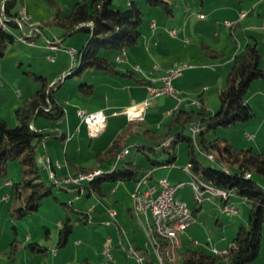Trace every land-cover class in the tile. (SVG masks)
<instances>
[{
	"label": "rangeland",
	"instance_id": "rangeland-1",
	"mask_svg": "<svg viewBox=\"0 0 264 264\" xmlns=\"http://www.w3.org/2000/svg\"><path fill=\"white\" fill-rule=\"evenodd\" d=\"M55 1L61 6L62 14H66L76 0ZM200 1L196 0L193 4L192 0H188L190 8H188V14L184 16L183 8L176 6L174 0H170L174 15L164 12L158 6L149 5L146 0H137V4L143 13L140 25L141 34L137 48H151L150 46L153 45V41H157L156 39H158L153 56H147L146 63L149 66L156 62H162L167 53L171 54L172 48H177L174 51L176 50L175 53L178 58L170 65L187 62L192 65L191 67H195L190 69V72L199 74V76L200 69L201 71L206 70L204 73H201L198 82L190 86V92L194 93L195 89H201L203 86H206L209 90L204 92L207 98L205 107L211 113L213 109L219 106L217 90L225 86L226 72L231 63L225 67H216L213 63H216L217 61L215 60L220 59V57L206 55L203 49L204 43L209 44L214 50H223L226 54H229L232 49L239 48L240 45L241 51H243L247 41L253 43L256 40L257 48L261 54L260 64L264 66V29L258 27L257 21L259 23L260 18L253 17L251 13L242 20L240 19L239 25L235 27V31L233 32L224 23L225 20L223 19H225L227 11L222 8L224 6L223 4L221 5V0H205V8L200 6ZM231 1L237 2V0ZM245 1L241 0V2ZM211 4H213L212 7H210ZM111 6L123 10L128 6V2L127 0H112ZM20 7H24L25 12L28 15H32V18L30 19L29 16L28 21H22L23 26L20 23L17 26L5 23L6 29L13 34L14 40L7 45L3 57L0 59V117L5 119L11 126L18 123L15 109L22 99L28 97L40 86V81L35 80L28 72L46 76L48 88L57 82L52 87L56 98L62 103L65 110V115L60 118L59 121L61 123H59L63 129L67 130V122L71 120L73 139L69 141L68 139L51 136L45 139L44 142L47 144L44 142L38 144L37 157L42 165V178L50 182L53 178L49 173L47 162L40 160V157L45 155V148L51 149V153H49L53 157L54 165L57 166V160L61 162V166H57L60 174L58 178L67 175L68 168L72 172L76 166L95 164L96 152L99 150L104 151L119 130L129 120V117L124 113V110L127 108L126 106L119 109L117 107L109 108L108 105L125 101L129 94L128 90H121L120 93H117L116 91L110 92L106 89V86L110 82L118 86L122 79H119V82H117L116 79H112L111 74L104 71L85 69L80 75L71 74L78 67V51L86 43L88 33L79 30L61 37L63 35L61 27L53 24H43L44 21L52 17L54 11L53 7L44 0H17L14 9L19 11ZM244 7L247 8L246 6ZM198 8H202L204 17L198 16ZM261 17L262 21H264V12H262ZM36 19L38 20L35 22ZM231 21L234 24L236 20ZM38 23L41 24V30L37 27ZM162 24L165 26H162ZM172 29L176 30V33L173 35L175 37H171L170 31ZM153 32H157V35L151 38L152 34H154ZM213 33H217L218 36H214ZM51 44L55 45V49L50 48ZM105 52L111 57L114 56V52L111 50ZM150 52H152V49L148 53ZM50 57L53 59H50ZM205 62L209 63V69L201 67ZM117 65L120 66L119 63ZM156 65L161 66L160 64ZM61 67L64 70L66 69L64 74H59L58 72ZM213 68L217 69L216 74L222 72L221 77L217 75L215 78V76L211 75L215 71ZM157 77L159 76L153 78ZM81 82H86L87 84L93 83L95 87L94 92L91 95L80 92L78 85ZM137 93L144 96L148 95L150 98L158 96L151 95L146 85L145 88L138 89ZM162 94L170 96L169 93ZM245 98L249 99V104L254 110V116L246 121L237 122L228 127L219 126L215 131H210L208 137L214 138L218 136L228 140L238 148L252 146L256 151H264V79H254L245 93ZM191 100L198 101L199 99L195 95L193 99H190L188 102L184 101L182 104L186 105ZM80 108H87L89 111L95 110V108L103 109L106 115V122L101 133L92 135L84 123L80 127L81 130L78 132L75 130L80 120L78 116ZM67 111L70 114L74 112L72 114L74 118L67 119ZM155 117H157V120L154 119ZM171 120L172 115L170 113L165 114L163 111L162 113H147L145 121L141 125H135L133 132L126 140L129 152L124 154L121 157L122 159H117V162L107 163L103 166L105 168H111L112 166L119 167L123 161L133 160L153 170L154 174L150 182H157L159 178L163 177L164 171L168 168L175 171L182 170L181 167L187 164V148L186 141L184 140L175 142L176 159L172 163V167L152 168L142 150L139 149V146L143 144L155 146L157 153H150L152 157L159 160L164 159L167 154L160 153L162 146H157L155 142L146 140L142 134V129L146 127L153 129L157 133H163L167 131ZM36 123L37 125L55 126L58 124V121L38 116ZM54 128L52 127V129ZM184 134L192 135L191 127H186ZM247 134L252 135V137L248 138ZM68 137H70L69 134ZM66 148V157L70 162L69 165L64 154ZM215 155V159H210L205 152H199L198 158L205 165L219 169L229 168L231 171L235 170L234 166L223 162L216 153ZM7 165V179L11 182L19 180L20 163L18 159H8ZM254 178L264 187V176L254 174ZM191 179L192 176L190 181ZM2 183H0V262L3 264H14L13 260L8 257L10 243L13 238H17V240L22 242L21 247L14 255L16 264H59L61 262L78 264L82 260L88 261L91 264H110L111 262L107 261L106 256L102 252L103 243L108 237L113 239L112 249L110 250V254L114 258L112 263L138 264V259L135 257L136 250L131 249L134 239L140 245H143L144 242L151 244L145 216H138L134 211L130 215L126 210L127 207H132L130 192L134 189L133 181H106L103 183L104 194L97 192L89 194L88 188L85 193L79 194L76 189L72 191L66 189V185L64 184L62 187L55 184L53 186V193L56 197L54 195L45 197L37 210L18 220H13L9 217L7 199H3V194L7 191L9 192L10 185L2 189ZM111 187L116 189L114 193L110 192ZM189 196L190 201L188 204L190 206L193 203L194 197L193 194L192 197L191 194ZM211 197L223 200L219 195L209 194V199ZM230 197L233 200L238 198L237 195ZM192 198L193 200H191ZM209 199H203V205L200 212L198 211L196 222L195 218L192 221L196 224H202L198 226L196 233H193L192 238H196V240H189L191 239L189 238L190 234L186 230H184V234L182 233V237L186 236L188 238V247H199L211 252L216 251L213 248L214 242L220 240L222 236L232 239L236 228L233 230V224L229 225L228 223H231L233 219L236 220L237 224L241 222L245 223L249 207L247 208L245 205L238 203L235 206L238 208L239 214H234L224 211L223 204H219V207H214L207 201ZM89 205H96L97 208H103L108 213L109 209H112L117 215H107L101 222L95 220L96 216L94 215L92 221L85 222L82 216L84 212H87ZM66 214L69 215L73 228L69 234L67 243L63 246H58L59 225L57 224V219L64 221ZM219 217L222 224H217L216 222V219ZM14 227L17 229L16 233H14ZM118 228H120L119 232ZM148 230L150 231L149 228ZM28 233L32 234L30 241L25 238ZM120 239L122 240L121 244ZM31 241H37L39 244L44 245L46 252L33 251L28 245ZM130 249L133 253L129 252ZM54 251L57 252V255L54 254ZM155 252L152 253L154 264H159L157 252ZM216 264L227 263L225 259H219ZM250 264H264V222L262 225L260 251Z\"/></svg>",
	"mask_w": 264,
	"mask_h": 264
},
{
	"label": "trees",
	"instance_id": "trees-1",
	"mask_svg": "<svg viewBox=\"0 0 264 264\" xmlns=\"http://www.w3.org/2000/svg\"><path fill=\"white\" fill-rule=\"evenodd\" d=\"M44 1L51 5L54 11L52 17L43 24L61 27L63 29L61 37L79 30L88 33L86 43L78 51V67L71 74L80 75L85 69H95L133 77L140 82L144 81L133 72H118L115 68L116 61L105 52L111 50L119 54L138 42L143 13L137 0H128V6L123 10L113 8L112 0H76L66 14H62V8L55 0ZM146 2L172 15V7L168 0H146ZM16 3L17 0H1L0 2L4 22L15 26L19 25L20 18L19 11L14 9ZM4 22H0V59L7 45L14 40L13 34L6 29ZM40 26L41 24L38 23L37 27L41 30ZM203 49L210 57L223 55L222 51L212 49L207 43H204ZM260 61L261 54L256 43H246L243 51L236 53L232 58L226 72L225 86L217 90L219 106L216 109L209 113L203 102L198 100L199 105L176 107L172 111V120L168 124L167 131L157 133L151 128L142 129L146 140L162 146L160 153L167 154L164 159L159 160L150 154L157 153L155 146L149 144L139 146L152 168L171 165L176 159L175 142L184 140L187 148L186 165L193 178L218 188L231 190L233 195L249 201L247 220L245 223L236 225L235 234L225 250L209 252L199 247L184 248L178 250L177 264H216L219 259H225L227 264H250L259 254L264 222V187L254 178V174L264 176V151H256L252 146L238 148L218 136L209 138L208 133L215 131L219 126L228 127L254 116V110L246 100L245 93L254 79H264V66H261ZM28 73L35 80L40 81V86L31 95L22 99L15 109L18 123L11 126L0 117V183L9 181L7 179L8 159L16 158L20 163L19 180L9 183L10 188L6 197L8 214L13 220L24 218L37 210L45 197L54 195L53 186L57 183L53 179L47 182L42 178V165L37 157V146L48 136L57 135L60 139H65L67 136L61 130H53L52 127L56 125L44 126L36 123L38 116L59 121L65 114L64 107L56 98L52 87L57 82L48 88L44 75ZM78 89L86 95H91L93 84L81 82ZM198 97L201 98V94ZM143 121L144 119L129 120L104 151L96 152L95 164L78 166L73 173H87L100 169L102 170L100 174L78 184H68L65 188L85 186L89 189V193L92 191L104 194V182H136L144 172L150 170L133 160L123 161L119 167L105 168L103 166L118 161L116 155L127 147L126 140L133 132V127L137 124L141 125ZM192 126L197 127L196 132H192V135L184 134V129ZM199 152L212 154L213 158L210 159H215L216 153L223 162L234 166L235 170L205 165L198 158ZM58 185L62 187L61 184ZM223 200L227 201V199ZM197 203L191 207L193 215L199 211ZM65 217V220L59 224L58 246L67 243L73 228L69 215L66 214ZM82 217L85 222L90 221L88 214ZM153 236L159 243L161 242L160 244L166 243V239L157 237L155 234ZM28 245L33 251L46 252V247L37 241H31ZM20 247V241L13 238L8 257L13 260L15 252ZM140 254L145 256V264H153V259L147 250L143 249ZM78 264L91 263L82 260Z\"/></svg>",
	"mask_w": 264,
	"mask_h": 264
},
{
	"label": "crops",
	"instance_id": "crops-1",
	"mask_svg": "<svg viewBox=\"0 0 264 264\" xmlns=\"http://www.w3.org/2000/svg\"><path fill=\"white\" fill-rule=\"evenodd\" d=\"M169 1V3H170V0H168ZM193 1V4L195 3V1L196 0H192ZM127 2H128V0H127ZM174 2L176 3V6H178V7H180V8H183L182 10H183V13H184V16H186L187 14H188V8H190V5L188 4V0H174ZM200 3H201V5L200 6H202V8H205V3H206V1L205 0H201L200 1ZM223 4V6L224 7H222V8H224L226 11H227V14H226V16H225V19H223V20H225V21H231V20H236L235 22H234V24H232L231 25V27L230 26H228L230 29H232V31L234 32L235 31V27L237 26V25H239V22H240V19L242 20L243 18H245L246 16H248L249 14H253V17L254 16H256L257 18H260V21H259V23H258V21H257V24H258V27L259 28H261V29H264V27H263V22L264 21H262V17H261V14H262V12H264V0H246L245 2H241V0H237V2L236 3H234V2H232L231 0H221V5ZM213 6V4H211L210 5V7H212ZM244 6H246L247 8H245ZM202 8H198V10H197V14H198V16L199 17H204V16H200V15H203L204 13V11L202 10ZM221 8V7H220ZM212 10V9H211ZM245 10H246V14L243 16V17H239V14H240V12H242V11H244L245 12ZM26 11V10H25ZM173 8H172V15H174L173 14ZM28 15V14H27ZM28 16H30V19L32 18L31 16L32 15H28ZM38 19H36L35 20V22L37 21ZM225 21H224V23H225ZM164 24H162V26H163ZM226 25V24H225ZM235 25V26H234ZM165 26V25H164ZM226 26V27H227ZM155 31V30H154ZM154 34H152V37L151 38H153L155 35H157V32H153ZM213 35L214 36H218V34L217 33H213ZM171 37H175V36H171ZM157 41H153V45L152 46H150L151 48H137V45H138V43L139 42H137L132 48H127V49H125L124 50V55L122 56L123 57V59H122V61H119V62H115V68H116V70L118 71V72H121V73H123V72H125V71H128V72H133L134 74H136L137 75V77L138 78H141V79H143L144 81L143 82H140V81H137V80H135L133 77H129V76H126V75H120V74H112V73H108V74H111L112 76L111 77H113L112 79H116L117 80V82H119L118 80L119 79H122L119 83V85L118 86H116V85H114L112 82H110L107 86H106V89H108L110 92H113V91H116L117 93L119 92H121V90H128V94H129V96L127 97V99L125 100V101H122V102H118V103H115V104H112V105H108V107L109 108H113V107H117V108H122L123 106H126V107H128V106H133V105H136V104H140L141 102H143V101H146L147 102V104H146V106H144L143 108H142V110H141V116L139 117V118H134V119H144V121H145V119H146V116H147V113H152V112H156V113H162V111L163 112H165V114H171L172 115V111L176 108V107H187L186 105H183L182 103L185 101V102H188L190 99H193L194 98V96L196 95V96H198L199 94H201V98L200 97H198V99L199 100H201L202 102H203V104H204V106H206V104H205V101L207 100V98L205 97V94H204V92L207 90H209V89H207V87L206 86H203L201 89L199 88V89H195V91H194V93L192 92H190V86L192 85V84H195V83H197L198 82V80H199V78H200V76H201V73H204L206 70H204V71H201V69H200V76H199V74H196V73H192V72H190V69H193V68H195V67H191V68H187V69H184L183 71H182V73L179 75V76H177V77H175V78H173L172 79V85L179 91V93H180V96L182 97V100L180 101V102H177L176 101V99H175V97L174 96H172L171 94H170V96L169 95H165V94H160V95H158V96H156V97H152V98H150L148 95H146V96H144L143 94H138L137 93V91H138V89H142V88H145V85H146V87H147V85H148V81H149V79L150 78H153V77H155V76H159V77H157V78H155V79H160V77H161V75H163L164 74V70H165V68L167 67V66H169L173 61H176V58H178L177 57V55H176V53H175V51H174V49H177V48H172L171 50H172V52H171V54L170 53H167V55L166 56H164V58L166 59L165 61H164V58L162 59V62H160V63H153V65H148V63H146V61H147V56L148 55H151V56H153V51H156V45H157V43L156 42H158V39H156ZM249 41H247L246 43H248ZM256 44H257V41L255 40L254 41ZM253 42V43H254ZM250 43V42H249ZM241 46V45H240ZM240 46H239V48H234V49H232L231 50V52L229 53V54H226L223 50V56L222 57H220V59H216L215 61H217L216 63H213V64H215L216 65V67H225L227 64H230L231 63V61H232V58H233V56L236 54V53H241L242 51H241V48H240ZM134 47H136V48H134ZM51 49H55V48H51ZM150 49H152V52H150V53H148L149 51H150ZM170 50V51H171ZM108 55V54H107ZM117 54L116 53H114V56L113 57H111L110 55H108L109 57H111L112 59H114L115 60V56H116ZM153 60H154V57H153ZM117 63H119L120 64V66L119 65H117ZM147 64V65H146ZM156 64H160L161 66H159V65H156ZM208 64L209 63H207V62H205L204 64H203V66H201L202 68H207V69H209V67H208ZM148 66V67H145L144 68V66ZM147 69V70H146ZM214 69V68H213ZM215 70V69H214ZM216 71H217V69L214 71V74H212L211 73V75L212 76H215V78H216V76L218 75L219 77H221V74H222V72H220L219 74L217 73L216 74ZM59 74H61V73H65L66 72V69L64 70L63 69V67H61L60 69H59ZM106 73V72H105ZM157 73V74H156ZM208 73V72H207ZM210 73V72H209ZM46 77V76H45ZM47 79V78H46ZM147 82V83H146ZM161 82L159 81V80H157L156 82H154V84H160ZM93 84V83H92ZM94 89H95V87H94V85H93V92H94ZM92 92V93H93ZM32 94V93H31ZM30 94V95H31ZM149 94V93H148ZM150 95V94H149ZM20 96H22V95H20ZM108 98H107V96H106V100H107ZM247 101L249 100V99H246ZM177 102V103H176ZM249 102V101H248ZM206 108V107H205ZM87 109V108H86ZM95 109H102V108H95ZM216 109V108H215ZM103 110V109H102ZM214 110V109H213ZM74 112H72L71 114L69 113V111H67V119H71V117L72 118H74V116L72 115ZM65 115V114H64ZM63 115V116H64ZM77 115V114H76ZM78 117V116H77ZM129 117V116H128ZM155 120H157V117H155L154 118ZM129 120H133L132 118H130L129 117ZM128 120V121H129ZM60 121H58V124H56V127L54 128L55 130H61V131H63L66 135H68L69 134V138H65V139H68L69 141H71L72 139H73V133H72V130H71V126H72V122H71V120H68V122H67V130H65V129H63V127L60 125V123H59ZM83 124V122H81V120H79V123L77 124V127L75 128V130L78 132L79 130H81V125ZM85 124V123H84ZM39 125H42V124H39ZM86 125V124H85ZM87 127V126H86ZM88 128V127H87ZM123 128V127H122ZM53 129V130H54ZM48 137H51V136H48ZM53 137H57V135H53ZM72 137V138H71ZM47 138V137H46ZM45 138V139H46ZM59 138V137H58ZM45 139L42 141V142H44L45 141ZM45 143V142H44ZM45 144H47V143H45ZM99 151H101V150H99ZM51 153V149H49L48 147L47 148H45V155L44 156H41L40 157V160H45V159H43V158H45V157H48L49 158V160H50V162H51V165L53 166L52 168H53V170H54V172L56 173V176H59L60 174H59V172H58V167H60L61 166V162L59 161V160H57V162L60 164L58 167L56 166V165H54V163H53V157H52V155L50 154ZM65 153V157H66V154H67V148H66V150L64 151ZM128 153V152H127ZM126 153V154H127ZM52 154L54 155V153H53V151H52ZM66 160L68 161V158L66 157ZM187 163V162H186ZM70 164V162L68 161V165ZM172 165V164H171ZM171 165H169L170 167H172ZM169 166H161V167H169ZM78 166H76L75 168H77ZM160 167V168H161ZM75 168H74V170H75ZM157 168H159V167H157ZM182 170H180V171H175V170H173V169H171V168H168L167 170H165L164 172H165V174L164 175H162L163 177H166L171 183H176V182H178V181H183V182H185V184L181 187V188H179L178 190H177V192H176V194H175V196L178 198V199H181V200H183V201H185L186 202V204L189 206V201H190V196H189V194H191V197H192V194H193V189H192V187H191V185L189 184V182H190V178H191V175H190V173L185 169V165H183L182 167ZM68 170V174H73L74 173V170L71 172L70 171V169L68 168L67 169ZM148 172H150V179L152 178V176H153V170H148ZM11 181L9 180V181H4L3 183H2V185L1 186H3L2 187V189H4L7 185H9V183H10ZM134 183V186H135V182H133ZM66 189H69V190H74V189H76L77 191H78V193L79 194H81V193H85V191H86V189H87V187H85V186H82L81 188H79V187H73V188H66ZM89 190V189H88ZM116 191V189L115 188H113V187H111L110 188V192L111 193H114ZM8 192V191H7ZM6 192V193H7ZM89 192V191H88ZM6 193H4L3 194V199H6V197H7V194ZM92 193H94V192H90L89 194H92ZM205 199H209V197L208 198H205ZM191 200H193V198L191 199ZM207 201H209L210 203H211V205H213L214 207H219L218 205L220 204H223V202L224 201H226V200H221V199H217V198H215V197H211V199H209V200H207ZM228 201L230 202V201H232V202H234L235 203V205L236 204H238V203H240V204H243V205H245V207H249V201L248 200H246V199H244V198H242V197H240V196H238V198L236 199V200H233V199H231V197H229L228 198ZM228 201H226V202H228ZM195 203H197L195 200H193V203H192V205H190L189 207L191 208ZM202 205H203V200L201 201V202H198L197 204H196V206H199V212H200V210H201V208H202ZM126 210H127V212L130 214V215H132L133 214V211H132V207L130 206V207H127L126 208ZM106 211V210H105ZM104 211V209L103 208H97V206L96 205H89L88 207H87V212H84V216L86 215V214H88V216H89V218H90V221H92L93 220V217H94V215L96 216L95 218V220H98V221H103V218L105 217V216H107V215H109V216H111L107 211L105 212ZM199 212H197L196 213V215H194V217H195V222H196V218H197V216H198V213ZM106 213H108V214H106ZM106 214V215H105ZM234 214H239V210H238V208H237V211L234 213ZM117 215V213H115V215L114 216H116ZM90 221H88V222H90ZM62 222V219H57V224L59 225L60 223ZM216 222H217V224L219 223V224H222V221H221V219H220V217L219 218H217L216 219ZM118 223H119V221H118ZM193 223V224H192ZM229 225L231 224H233V230L236 228V225H237V222H236V220H232V222L231 223H228ZM227 224V225H228ZM194 225V226H193ZM200 225H202V224H196V223H194V222H191L187 227H186V231H188V234H190V237L189 238H191V239H189V240H192V241H194V240H196V238H192V236H193V233L195 234L196 233V231H197V228H198V226H200ZM193 226V227H192ZM146 228H147V226H146ZM119 230H120V228H118V232H119ZM147 231H148V235H149V238H150V242H151V244L149 243V242H144V244L143 245H140V244H138L137 243V240L136 239H134V241H133V245H132V247H131V249L133 250H136L135 252H137L138 254H140L141 252H142V250L143 249H145V250H147L148 251V253L150 254V256L152 257V259H153V255H152V253L153 252H155V249H154V236H153V234L148 230V228H147ZM17 232V229H15V227H14V233H16ZM184 234V233H183ZM183 234L180 236V242H181V245H180V247H179V251L180 250H182V249H184V246H185V248H189L188 247V244H189V240H188V238L186 237V236H184V237H182L183 236ZM186 235V234H185ZM25 238L28 240V241H30L31 240V238H32V234L31 233H28L26 236H25ZM110 239H111V245H112V242H113V239L111 238V237H109ZM230 240H231V238H227V237H225V236H222L221 238H220V240H216L215 242H214V247L213 248H215L214 250H216V251H218V250H221V251H223V250H225L227 247H228V245H229V243H230ZM120 241V244L122 243V240L120 239L119 240ZM20 243H21V245H22V242L20 241ZM80 244V243H79ZM78 244V245H79ZM112 249V248H111ZM140 252V253H139ZM156 253V252H155ZM54 254L55 255H57V252L56 251H54ZM141 255V254H140ZM135 257L137 258V256L135 255ZM141 257H142V259H138L139 260V263L138 264H145V256L142 254L141 255ZM87 258V257H86ZM114 259V258H113ZM158 259V258H157ZM16 262V259L14 258L13 259V263L14 264H16L15 263ZM159 262V261H158ZM112 263V262H111ZM110 263V264H111ZM173 263H175V262H171V261H165L164 262V264H173ZM0 264H3V263H1L0 262ZM59 264H69V263H64V262H61V263H59ZM112 264H114V263H112ZM153 264H154V260H153ZM175 264H177V261H176V263Z\"/></svg>",
	"mask_w": 264,
	"mask_h": 264
},
{
	"label": "built area",
	"instance_id": "built-area-1",
	"mask_svg": "<svg viewBox=\"0 0 264 264\" xmlns=\"http://www.w3.org/2000/svg\"><path fill=\"white\" fill-rule=\"evenodd\" d=\"M0 11H3L2 5ZM19 23L22 24V21H28L29 16L24 10V7H20L19 9ZM240 15H245V12H240ZM203 16V15H200ZM225 24L228 26L232 25V21H225ZM264 27V22H263ZM172 35L176 33L175 29L170 31ZM23 40V39H22ZM50 48H55V45H50ZM124 51L117 54L115 56V61L119 62L122 61ZM50 59H53L50 57ZM192 65L187 62L182 63H175L173 65L168 66L163 74V79H155L152 78L149 80L147 85L148 91L151 95H160L162 93H169L175 97L176 101L182 100L180 93L176 90L172 85V79L179 76L182 71L186 68L191 67ZM159 80L161 82L160 85H154V82ZM177 103V102H176ZM147 102L143 101L140 104H136L133 106H128L124 113L129 116L130 118H139L141 116V110L144 106H146ZM188 105H199V101L191 100ZM133 111V113H132ZM78 116L80 117L81 122L85 123L88 127L89 131H93V126H100V133L103 131L106 122V115L102 109H95V110H87L86 108H80L78 110ZM192 132H196L197 127H191ZM247 137L250 138L252 135L247 134ZM67 138L68 135H67ZM120 155H124L120 153ZM211 157V154H208ZM45 161L47 162V166L49 168V173L52 175L53 180L57 184L61 185H68V184H78L84 180L83 174H67L61 178L55 175L53 170V166L48 157H45ZM60 164L57 162V166ZM185 169L188 171V166H185ZM199 182H204L199 179ZM207 183V182H206ZM185 182L178 181L176 183H171L166 177H161L158 179L157 182H150V172H144L138 180L135 182L134 189L130 192L132 198V206H134L137 202H144L145 206L148 209H152L157 216V224L160 229V233L164 239H166L165 246L168 250H179L181 242H175V235H181L186 227L194 221V215L191 211V208L186 204L185 201L178 199L175 194L179 188H181ZM192 189H198V184H191ZM207 190H226L222 188H218L212 186L211 184L207 183ZM202 196L205 199V192L206 190H200ZM227 192H232L231 190H227ZM233 196V192H232ZM206 200V199H205ZM233 204L234 202L230 201L229 203H223V210L235 213L233 211ZM109 214L114 216L115 212L109 209ZM112 248L111 239L108 237L106 241L103 243L102 252L106 256L108 262H112L113 257L110 254V250ZM129 252L133 253L130 249ZM139 262V260H138Z\"/></svg>",
	"mask_w": 264,
	"mask_h": 264
},
{
	"label": "bare ground",
	"instance_id": "bare-ground-1",
	"mask_svg": "<svg viewBox=\"0 0 264 264\" xmlns=\"http://www.w3.org/2000/svg\"><path fill=\"white\" fill-rule=\"evenodd\" d=\"M240 16H243V15H240ZM0 22H4L3 16H2V11H0ZM22 39L24 40V38H22ZM51 45H54V44H51ZM160 79H163V75L160 77ZM180 101L181 100H178L177 102H180ZM132 113H133V111H132ZM90 133L92 135L99 134L100 133V126H93V131H90ZM123 152H124V154H126L128 152V148L125 147L121 152H119L116 155V158L117 159L121 158L123 155H120V153H123ZM209 158H213V155L211 154V157H209ZM101 172H102V170L95 169L92 172L79 173V174H83V176H85L84 179L90 180V179H93L94 176L100 174ZM190 183L191 184H198V189H193V197H194L195 201H197V202H201L204 199L200 190H206L205 198H208L209 194H215V195H219L222 199H228L231 195V192H227V190H219V192H216V190H207V183L206 182H199L198 178L192 177ZM226 203H228V202H226ZM132 210L138 216L144 215L146 218V224L148 225V228L150 229V231L153 234H155L157 237L163 238V236L160 233L159 226L157 224V216H156L155 212L152 211V209H148L145 206L144 202H137L134 204V206H132ZM111 211H113V210L111 209ZM233 211L234 212L237 211V207L235 206V204H233ZM180 236L181 235H175V242H180ZM160 243L158 242L157 238L154 239V248L157 252V256H158V260H159L160 264H164V260L176 261L179 257L178 250H168V248L165 246V242L163 244H160ZM135 255L137 256V258L139 260L142 259L141 255L138 254L137 252H135Z\"/></svg>",
	"mask_w": 264,
	"mask_h": 264
},
{
	"label": "water",
	"instance_id": "water-1",
	"mask_svg": "<svg viewBox=\"0 0 264 264\" xmlns=\"http://www.w3.org/2000/svg\"><path fill=\"white\" fill-rule=\"evenodd\" d=\"M133 119V118H132Z\"/></svg>",
	"mask_w": 264,
	"mask_h": 264
}]
</instances>
